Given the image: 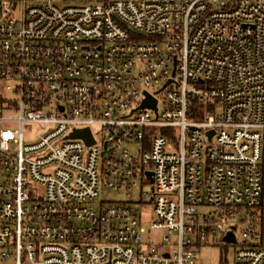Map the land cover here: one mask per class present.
Listing matches in <instances>:
<instances>
[{"label":"built area","instance_id":"1","mask_svg":"<svg viewBox=\"0 0 264 264\" xmlns=\"http://www.w3.org/2000/svg\"><path fill=\"white\" fill-rule=\"evenodd\" d=\"M218 243L264 264V0H0V264Z\"/></svg>","mask_w":264,"mask_h":264},{"label":"rangeland","instance_id":"2","mask_svg":"<svg viewBox=\"0 0 264 264\" xmlns=\"http://www.w3.org/2000/svg\"><path fill=\"white\" fill-rule=\"evenodd\" d=\"M38 130L37 126H34V131ZM138 147V145L136 146ZM149 190V187L145 188ZM140 193V186L136 187L132 194L137 197ZM126 198V192H117L102 189L100 200H123ZM152 206L147 205L142 209L141 220L143 225L147 228H150L151 219H152ZM153 235L159 236L160 231L156 230L153 232ZM237 237L239 241L241 240L240 231L237 232ZM234 245H226L224 243H218L216 245H210L202 247L199 252V263L198 264H233L234 254H235ZM1 263V260H0Z\"/></svg>","mask_w":264,"mask_h":264},{"label":"water","instance_id":"3","mask_svg":"<svg viewBox=\"0 0 264 264\" xmlns=\"http://www.w3.org/2000/svg\"><path fill=\"white\" fill-rule=\"evenodd\" d=\"M157 101L150 95H148L147 99L143 102V107H153L156 108ZM209 137L211 138L214 134L213 131L209 132ZM71 138H82L86 141L88 145H92L94 143V139L91 133L90 129H81V130H76L74 133L71 134ZM149 177L152 176V173L150 172ZM153 181V179H152ZM225 240L227 241H232L235 242L236 238L233 233H229L226 237Z\"/></svg>","mask_w":264,"mask_h":264}]
</instances>
